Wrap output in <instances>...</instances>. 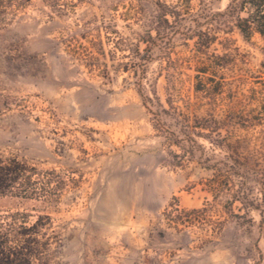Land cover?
<instances>
[{
    "label": "rangeland",
    "instance_id": "rangeland-1",
    "mask_svg": "<svg viewBox=\"0 0 264 264\" xmlns=\"http://www.w3.org/2000/svg\"><path fill=\"white\" fill-rule=\"evenodd\" d=\"M230 1L0 0V234L32 264H264V39L200 17Z\"/></svg>",
    "mask_w": 264,
    "mask_h": 264
},
{
    "label": "trees",
    "instance_id": "trees-1",
    "mask_svg": "<svg viewBox=\"0 0 264 264\" xmlns=\"http://www.w3.org/2000/svg\"><path fill=\"white\" fill-rule=\"evenodd\" d=\"M209 0H198L197 8H211L209 5ZM192 0H189L188 6H184L180 3L175 5H168L166 3L161 4L157 3L159 8H194L191 4ZM172 15L174 17L178 16V11H172L165 13V15ZM202 15V14H201ZM203 17L205 23L212 24L214 17H220L224 20L235 19L234 26L240 31V33L245 38H251L254 34L258 33L264 39V0H231L226 9L222 12H204ZM225 22V21H224ZM200 22L195 25V27L187 28L186 32H183L188 38L196 37L198 39V44L201 46H207L212 41V37L208 32H204L201 29ZM155 31L153 34L152 31ZM179 31V30H178ZM170 34L164 29H149L146 31V37H148L146 42L150 40L154 41L158 39H167ZM150 48V45H147V49ZM139 93L142 94V90H139ZM192 142L195 140L191 139ZM240 157L248 159L247 156H244L242 153ZM248 167V162L245 160L244 166ZM217 173L213 180L210 181L209 188L214 193L215 197H218L223 193L221 179L225 177L223 170L217 168ZM228 175L226 178L234 175V171L225 170ZM224 171V172H225ZM240 174L239 172H237ZM230 175V176H229ZM238 198H235V200ZM255 204H249V207H254ZM206 208L203 209H194L191 212L193 214H199L204 212ZM231 213H234L231 211ZM20 234V233H19ZM39 240L37 238H31L29 236V247L24 246L23 240L19 235L15 236L13 239H10L8 235L0 234V264H32V257L39 251L38 248Z\"/></svg>",
    "mask_w": 264,
    "mask_h": 264
}]
</instances>
